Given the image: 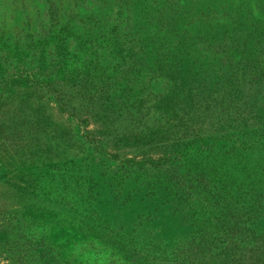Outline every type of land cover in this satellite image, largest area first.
Here are the masks:
<instances>
[{
    "label": "rangeland",
    "instance_id": "obj_1",
    "mask_svg": "<svg viewBox=\"0 0 264 264\" xmlns=\"http://www.w3.org/2000/svg\"><path fill=\"white\" fill-rule=\"evenodd\" d=\"M0 264H264V0H0Z\"/></svg>",
    "mask_w": 264,
    "mask_h": 264
},
{
    "label": "trees",
    "instance_id": "obj_2",
    "mask_svg": "<svg viewBox=\"0 0 264 264\" xmlns=\"http://www.w3.org/2000/svg\"><path fill=\"white\" fill-rule=\"evenodd\" d=\"M24 77H25V75L24 74H22L21 76H13L12 77V81L14 82H20V81H22L23 79H24Z\"/></svg>",
    "mask_w": 264,
    "mask_h": 264
}]
</instances>
